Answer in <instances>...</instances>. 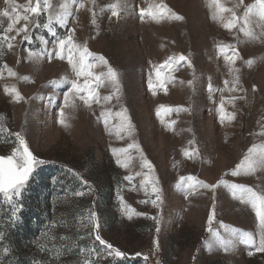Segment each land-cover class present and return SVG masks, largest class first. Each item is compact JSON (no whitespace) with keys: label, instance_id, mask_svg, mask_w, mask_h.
<instances>
[{"label":"rangeland","instance_id":"rangeland-1","mask_svg":"<svg viewBox=\"0 0 264 264\" xmlns=\"http://www.w3.org/2000/svg\"><path fill=\"white\" fill-rule=\"evenodd\" d=\"M254 2L220 0L232 11L216 15L211 0H50L37 17L29 0H0V156L20 134L42 161L20 197L0 195V264H264V228L232 187L264 193V167L245 160L264 152V20H243ZM13 6L29 20L6 32ZM25 24L29 40L16 32ZM68 35L95 72H107L101 56L117 70L118 100H103L105 81L99 103L65 106L74 73L54 52ZM121 109L131 129L108 115Z\"/></svg>","mask_w":264,"mask_h":264},{"label":"snow or ice","instance_id":"snow-or-ice-1","mask_svg":"<svg viewBox=\"0 0 264 264\" xmlns=\"http://www.w3.org/2000/svg\"><path fill=\"white\" fill-rule=\"evenodd\" d=\"M9 2V0H6V3ZM72 2H75V0H72ZM242 2V0H241ZM211 3L215 5L216 7V15L223 12H231V9L225 8L221 5L220 0H211ZM82 6V5H81ZM53 5L50 3V0H35V6H32V0H29V4L25 6L26 12H31L35 14V16H39L42 12L48 11V9L52 8ZM59 7L62 9V12L55 17V19L63 24L65 23L66 17L69 16L71 13L69 12V4L67 2L61 3ZM255 10L256 15L261 19L264 20V0H255L254 4L249 5L246 8V11L243 16V20L245 24L249 20V16L253 11ZM17 8L15 6L12 7L11 12H9L7 9L3 11L2 15L5 17H9L10 23L5 30L6 32L13 31V27L15 24H17L21 19L28 21L29 16L28 15H15L13 16L12 13H16ZM113 15H117L116 11H113ZM177 19H182L181 17H176ZM215 18V16H214ZM237 17L235 12H232V19L225 24L224 26L226 28L231 29L232 27H235ZM52 22V17L49 16V22L47 24H44V28H49V25ZM33 24L36 27H39L40 25L35 22V18L33 19ZM244 29L241 28V31ZM49 31L51 29L49 28ZM17 34H20L21 32L24 33L23 39L29 40L28 35V24H25L21 28L16 29ZM246 35L251 36L252 33L246 32ZM7 39V37H4ZM43 39V38H41ZM46 44L47 41H44ZM55 49H57L54 52V55L61 59H67L68 64L71 66L72 72L74 73V78L70 80L71 88L67 93H65L64 96V102L65 106H68L70 103L74 105L75 99H79L82 101L86 106H91V103H99L100 98L98 94V89L104 85L105 81L109 82L113 88L114 92L110 95L104 96L103 100L105 102L111 101L113 98L119 99L118 93H119V74L116 69L112 68L108 61L105 60L102 56L99 57V61L107 67V72H95L94 69L99 67L100 65L94 62H91L90 57H92L94 54L91 53L86 45H80L73 41V36L68 35L66 38L60 39L57 42H55ZM223 51V49H221ZM53 53H49V56H52ZM170 60L172 58H169ZM179 59L182 61L185 59L183 55L179 57ZM225 59H230V57H225ZM166 64L168 61L165 62ZM10 74H13L11 70H9ZM157 76L159 77V73H157ZM67 79V78H65ZM82 81V82H81ZM191 83V82H189ZM227 83V81L225 82ZM149 87H152L151 80L149 81ZM235 87V85H234ZM209 91H212V86L209 84ZM223 110V105L221 104V111ZM126 109H121L120 111L116 113H112L109 110L108 115L109 116H115L120 118V129L124 130L125 128L131 129V121L130 118H128L126 115ZM61 117H63V109H61L60 112ZM234 118V116H233ZM60 123H64V120L61 119ZM105 123L107 125V119L105 120ZM18 139V147L13 149L12 154L7 156H0V195H2L3 199L11 203L14 198H18L21 196L22 189L26 186V183L28 182L30 176L34 172L35 166L39 163H42V161L38 160L33 153L30 151L27 142L21 136L20 134H16ZM129 148L134 147V145H129ZM120 151H126L125 149H122ZM253 149H250V152H252ZM188 155V153H185ZM246 167L249 171H254L255 167L260 166L264 167V152H261L259 154V158L256 160L251 159L250 157H246ZM119 162V161H118ZM144 166H146L149 171L152 170V165L150 162H148L146 159L144 161ZM245 165H241L240 167H244ZM234 175H238V172H234ZM126 179H128L126 177ZM184 179L183 177L181 178ZM188 180H193V177H188ZM145 182L146 183H152L153 184V191H158L155 187V184L153 181H151L147 175H145ZM203 187H215L214 185H202ZM192 187V186H190ZM234 189H239V191L242 193L241 200L242 202L248 203L251 205L253 210L256 213L257 218L259 219V222L264 228V193H257L253 191L251 188L240 186V185H233ZM80 194V193H78ZM235 195V193H234ZM157 199H159V195H157ZM155 204V201H153ZM214 215V213H213ZM92 219L95 218V213L91 214ZM213 216L210 215L209 217V223L212 222ZM211 231V229H209ZM217 236H219V233H216ZM247 239L245 242L247 243H255L251 234L244 233L243 234ZM95 239L99 241L101 245H104L107 249H112V245L108 244L106 241H104L99 234L96 235ZM223 244V241H222ZM258 251H264V236H261L259 244L257 246ZM109 254H112L111 252ZM115 255L117 257L124 256V253L120 252L119 250L115 251Z\"/></svg>","mask_w":264,"mask_h":264}]
</instances>
